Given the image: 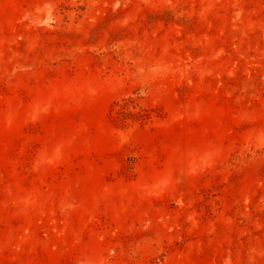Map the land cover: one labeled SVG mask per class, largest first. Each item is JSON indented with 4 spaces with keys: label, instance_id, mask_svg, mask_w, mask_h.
<instances>
[{
    "label": "rangeland",
    "instance_id": "374dc122",
    "mask_svg": "<svg viewBox=\"0 0 264 264\" xmlns=\"http://www.w3.org/2000/svg\"><path fill=\"white\" fill-rule=\"evenodd\" d=\"M0 264H264V0H0Z\"/></svg>",
    "mask_w": 264,
    "mask_h": 264
}]
</instances>
